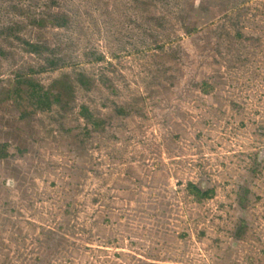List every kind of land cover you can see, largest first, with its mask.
Here are the masks:
<instances>
[{
	"label": "rangeland",
	"instance_id": "rangeland-1",
	"mask_svg": "<svg viewBox=\"0 0 264 264\" xmlns=\"http://www.w3.org/2000/svg\"><path fill=\"white\" fill-rule=\"evenodd\" d=\"M0 264H264V0H0Z\"/></svg>",
	"mask_w": 264,
	"mask_h": 264
},
{
	"label": "trees",
	"instance_id": "trees-1",
	"mask_svg": "<svg viewBox=\"0 0 264 264\" xmlns=\"http://www.w3.org/2000/svg\"><path fill=\"white\" fill-rule=\"evenodd\" d=\"M38 21L40 22L41 20H38ZM26 45H28L31 51L38 52L37 50L39 48L37 46L32 45V43L28 42L26 43ZM51 63L54 64L53 61H51ZM31 85L33 87V91L30 93V97L32 98L31 102H33V105L37 109L48 110L51 108L52 103L59 102L60 98L58 95L55 96L54 94L51 93V91L42 90L41 88H39V85L36 83H31ZM81 112L84 115V117L87 118L88 120L92 119V115L86 107H82ZM187 190L198 201H202L203 199L210 198L213 196V193H214L212 189H204L201 185H199L198 183H194V182H188ZM247 193H248V190L245 189L243 198H245ZM244 201L246 203V199L244 200L242 199L243 206H246Z\"/></svg>",
	"mask_w": 264,
	"mask_h": 264
}]
</instances>
